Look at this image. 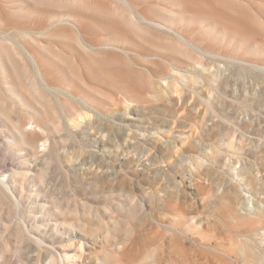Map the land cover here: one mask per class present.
Wrapping results in <instances>:
<instances>
[{"label": "rangeland", "instance_id": "1", "mask_svg": "<svg viewBox=\"0 0 264 264\" xmlns=\"http://www.w3.org/2000/svg\"><path fill=\"white\" fill-rule=\"evenodd\" d=\"M1 46L16 57H0V181L14 188L0 192V264H46V248L61 264L186 262L178 242L196 264H241L240 250L258 264L264 0H0ZM31 113L45 127L24 141ZM178 205L200 232L171 231Z\"/></svg>", "mask_w": 264, "mask_h": 264}, {"label": "bare ground", "instance_id": "2", "mask_svg": "<svg viewBox=\"0 0 264 264\" xmlns=\"http://www.w3.org/2000/svg\"><path fill=\"white\" fill-rule=\"evenodd\" d=\"M140 22H142V23L144 22L143 24L149 23L146 18L144 19V17H143L142 21H140ZM150 22H152V21H150ZM156 24H158V23H156ZM158 25H160V24H158ZM160 27L166 28L167 31H170L171 34L177 40L179 39L180 42L182 41L184 44H186V46L189 45V48H190V46H191V48L193 46L192 49L194 50V47H195L194 44H192V42L189 39H187L186 36L183 35V33L181 34V32L179 33L178 31H175L174 28H172V27H168V26L166 27L164 25H160ZM77 39H78L77 41L80 44H84L83 42L81 43V40H80L81 37H78ZM97 48L99 50H102V52H108V51L109 52L110 51L113 52L114 51V53L117 54V55L119 54V56H121L120 53H122V52L126 53V55L128 53V51L126 49H124L123 47L113 46V45H110V44H104L101 47H97ZM200 50H199V48H195V51L196 52H200V54H202L203 56H205V57L208 56L209 58L213 57L212 53L206 52L204 50H203L204 51L203 52L202 50L201 51ZM1 55H3V57L8 58L11 63H14L16 56H14V54L12 55L10 47L1 46L0 47V57H1ZM37 56H38V54H37ZM37 56L35 54H34V56L32 55V60L35 61L36 66H37L36 67L37 68V76H38V78H40L41 83H43V84H45L46 82L48 83L49 81L47 79L46 73H44L46 71H43L42 67L39 64V62H40L39 57H37ZM214 56H216V55L214 54ZM228 59L229 60H233V58H231V59L228 58ZM0 60H1V58H0ZM1 62L2 61H0V64L2 65ZM240 62H243V61H240ZM244 64H247V63H244ZM197 65H194V68H196L195 66H197ZM172 69L176 70V72L175 71H173V72H175V74L177 75L176 76L177 79L181 78V79L185 80L186 83L189 82L190 79L188 77L182 76V74H181L182 69L180 70V68L177 69L176 67H172ZM209 72L213 75V73L210 70H209ZM45 86H48V85L45 84ZM49 88L53 89V87H49ZM52 89H49V90L52 91ZM32 114L33 113H31V115H28L29 119L27 117V118H25L23 120L24 123H23V121L18 123L17 130L21 134V136H22L21 138H23L24 141L29 140L30 136H32V135H38V136L41 135L36 130L38 128L39 129H43L45 127V126L43 127V125H42L43 121L42 120H41L42 122L40 120L38 121L39 118L37 116L33 117L35 114L33 116H32ZM78 117L79 118H84V119L85 118H88V119L91 118V117L88 116V114H79ZM43 124H45V123H43ZM28 125L34 126L35 129L33 128V130H29L28 131V129L26 128V126H28ZM45 137L42 136V139L40 140V141H43V147L44 148L48 147L47 144H48V139H49V138H47V140H46ZM4 173H5V171L2 172V176L4 175ZM10 185H11L10 177H8L7 180L0 181V192H6L5 191L6 189L9 190V192H11V193L14 192V188H12ZM18 204H19L18 205L19 208H21V201L19 199H18ZM178 207H179V205L177 207H175V210L177 209V211L172 216L173 218H171L169 220V226L172 229L171 231H174V229H176V230H178L179 233H181L183 235H187V236H189V234L187 232H185V230H187L190 233L192 232L193 234H195L197 232H200L201 229H202V223L200 221H198L197 215H188V214H186V212L184 210H182L181 208H178ZM61 212H62V214H65L64 211H61ZM258 213H259L258 215H262L264 217V205L263 204H261V206H259V212ZM196 219H197V221H196ZM263 224H264L263 220H258V221H255L253 224H251V225L259 226V228L254 231L253 239H252V241L256 244L257 249H259V251L262 253V255L260 257H258V264H264V226H263ZM81 227L84 230L86 229L85 226H81ZM130 228L133 229L132 227H130ZM131 229H130V231H128V234H130V235L134 234V232ZM201 233L203 235H208L207 232H201ZM2 239H3V236H0V242L2 241ZM39 245H40V243H39ZM41 246H42V244H41ZM170 249H171V251H170L171 254H176L177 253L180 256H182V258L186 261V262H183V261L176 262L174 264H196L197 263V260H194L195 257H191L190 256L191 254H194L196 252V248L194 249V248H191V247H187L183 242H178L175 245L174 244H170ZM46 251L49 253V256H48V259L46 261V264H61V262H60L61 257L59 258L57 256V254H55L53 251H51L48 248H46ZM240 254H241L240 256H239V254L235 255V256L231 255L230 258L232 259V261H239L240 259H242V263L241 264H250V262H255V261H252L251 258L248 257L243 250H240ZM65 256H66L65 258L68 260L69 259L68 253H65ZM104 256H105L104 259H105V262H106L105 264H111V263L118 264V262H119L118 256H114L111 253L107 252V253L104 254ZM63 263L66 264L65 263V259L62 260V264Z\"/></svg>", "mask_w": 264, "mask_h": 264}]
</instances>
